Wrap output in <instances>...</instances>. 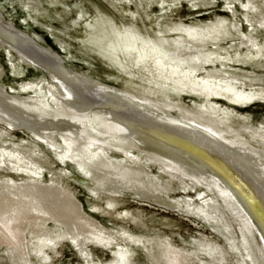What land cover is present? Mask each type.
Returning a JSON list of instances; mask_svg holds the SVG:
<instances>
[{
    "label": "bare ground",
    "instance_id": "6f19581e",
    "mask_svg": "<svg viewBox=\"0 0 264 264\" xmlns=\"http://www.w3.org/2000/svg\"><path fill=\"white\" fill-rule=\"evenodd\" d=\"M142 1L140 6L149 14L155 12L151 11L152 7L160 9L161 14H155L159 22L164 17H176L175 13L182 3L192 5L189 0ZM224 2L234 19L231 22L233 29L238 34V37L228 38L229 43L227 40L214 43L216 37L208 34L209 28L204 29L201 25L186 26L171 21L170 26L162 29L157 21L156 32L149 31L154 38L148 37V41L140 39L133 26L115 25L111 43L107 44V54L115 65L113 70L124 74L129 84L138 82L146 87L142 91L144 94L137 91L139 94L153 103H159L161 100L152 94L155 91L161 93L165 98L163 100L177 110L181 109L180 103L184 97L190 98L202 125L190 124L180 116L165 117L152 104L132 99L131 95L98 90L89 85L82 75L73 77L57 59L59 57L36 47L23 34L6 28L1 15L0 47L7 50L10 61L11 53H15L20 60L18 62H29L45 71L50 80L57 82L65 91L61 103L75 117L46 122L40 115L30 114L28 109L36 111L41 106L39 98L46 89L41 84L24 83L19 86L20 91H32L37 98L28 102V99L9 96L1 92L6 90L1 86L0 124L10 129L23 128L57 161L63 164L71 162L78 172L93 178L95 185L86 182L82 185L97 199L103 194L112 196L121 189H127L139 201H153L168 208L183 207L181 204H171L165 198L163 189L153 190L149 184L150 188L135 185L129 179V174L128 177H120L116 173V164L120 166L125 160L113 162L105 156L110 149L108 140L113 139L120 146L132 143L158 156L157 160L153 155L146 156L147 159L141 163L147 165L156 162L161 173L167 175V185L175 178L187 179L205 186L210 195L218 194L224 203L226 199L233 200L246 218L245 229L249 233L255 231L264 246V115L261 120H256L253 115L239 111L253 105H264V0ZM235 7L240 9L241 15L235 11ZM80 18L83 15H79ZM83 23L86 24L87 20L83 19ZM243 23L245 29L242 28ZM204 26L208 27V24ZM114 30L119 32L115 33ZM173 32L174 35L178 32L180 36L179 32L183 33L186 37L182 35L176 41H169L165 33ZM217 37L219 39V35ZM1 76L3 72L0 70ZM24 103L28 106H24ZM102 118L110 121L113 127L102 125L99 121ZM53 130L58 131L56 134L61 143L52 141ZM0 133V138L9 136L5 130ZM233 133L243 138L244 143L238 144L235 139L225 138ZM19 143L17 147L0 146V249L5 248L0 256V264H52L47 252L62 238L68 240L84 264H102L95 263L83 248L85 243L80 233H91L97 241L96 245L109 250L113 261L107 264H138L135 251L142 253L145 264H187L194 260V255L171 247L162 238L137 235L122 227L111 233V230L99 226L85 215L75 201L65 180L66 174L51 171L50 165L36 148H27L24 141ZM45 172L49 175L47 183ZM200 199L201 207L186 204L185 210L178 208L179 211L195 216L200 214L206 224L229 244L232 241L230 227L210 215L222 207L214 199L205 197V192ZM107 205L112 209L115 202L107 200ZM205 208L210 211L209 214ZM94 210L97 212L99 209L95 207ZM137 211L128 209L123 212L127 223L139 219ZM47 222L54 223L57 230L46 228ZM157 223L161 227L173 226L169 219L157 218ZM28 233L36 235L27 241ZM32 241L29 258L33 260H30L26 244ZM244 244L241 240L240 247L244 253L241 259L244 264H252L253 254L258 255L259 251H250ZM199 250L206 255L215 251L209 244L202 245Z\"/></svg>",
    "mask_w": 264,
    "mask_h": 264
},
{
    "label": "rangeland",
    "instance_id": "374dc122",
    "mask_svg": "<svg viewBox=\"0 0 264 264\" xmlns=\"http://www.w3.org/2000/svg\"><path fill=\"white\" fill-rule=\"evenodd\" d=\"M149 1L153 3L154 0ZM189 1L192 5H188L184 2L181 4V8L179 7L180 5L178 6L179 11L175 13L176 17H171L172 19L164 17L160 20V22L155 16V14H161L160 9L158 7H152L151 11L155 10V12L149 14L140 6V0H0V15L2 16L1 18L6 28H11L16 32L23 34L26 38L30 39L36 47L48 51L56 58L59 57L57 59L61 62L62 66L64 65L63 67L66 68L73 77L82 75L84 80H86L89 85L94 86L98 90H111L115 93L128 96L131 95L130 97L132 99L148 103V105L152 104V106L158 108L161 114L165 117L180 116L186 118V121L190 124L202 125L198 121L200 120V117L197 115L199 113L196 114L195 106L190 98L184 97L180 103L181 109L177 110L174 106L172 107L168 102H165L166 100H163L165 98L161 96V93L159 94L155 91L152 96L155 98L158 97L161 101L159 103H153L150 99H147L148 97L146 98L142 96V94H144L142 91L146 88L145 86L138 84V82L134 85L129 84V81H127L128 78L123 76L124 74L121 75L119 72L113 70V68L115 69V65L111 61L110 56L107 54V52H109L107 44L108 42L111 43L115 25H128L129 27H135L138 32V37L145 41H148V37H153L149 31L154 30V32H156L155 29L158 27L156 26L157 21L162 29L167 25L170 26L171 21L175 24H184L186 26L191 25L197 27L201 25L204 29L209 28L208 34H212L213 38L216 37L215 39L217 41L215 40L214 43L219 44L220 42L226 40V42H228V38H231V36L238 37V34H236L231 23L234 19L225 8L224 0ZM142 2H145V0ZM235 11L241 15L239 8L235 7ZM79 15H83V18L79 19ZM238 18L242 19L240 16H238ZM83 19L87 20L86 24L83 23ZM110 20L113 21L111 22ZM220 21L221 24H218ZM78 23H80V25H78ZM164 23L167 24L165 25ZM211 23H214L215 25H212ZM207 24L208 27H205L204 25L207 26ZM80 28L82 29L80 30ZM211 28L216 33L212 32ZM242 28H246L244 23ZM209 30H211V32ZM117 31L114 30L115 33H117ZM214 33L217 36L219 35V39L214 35ZM177 34L178 32H176L175 35L174 32L171 34L165 33V36L169 41L173 39V41H176L179 37L185 36L180 32L179 34H181V36ZM203 40L206 39L204 38ZM192 41L191 42L195 44L194 40ZM128 53L131 52L129 51ZM11 54L12 63L8 57L7 50L4 47H0V70L3 72V76L0 77V87L2 86L6 89L4 90L5 92L1 90L2 93H7L6 95L9 96L13 95L23 99H28L29 102V100L36 99L37 97H35V94L32 91H20L19 86L24 83H31L35 85L41 84V86H44L46 89V92L42 94V98H39L42 104L36 111L28 109L30 114L40 115L42 119H46V122H52L61 118L75 117L74 114L63 107L61 102L65 91L57 82L50 80L46 72L39 67L25 61L20 63L18 62V56L15 53ZM11 88L14 91H11ZM131 88L135 89V91H132ZM128 91L130 92L128 93ZM137 91H140L142 94H139ZM24 106L27 107L28 105L24 103ZM185 109L187 112H185ZM239 111H244L247 114L253 115L254 119L261 120V117L264 115V105H253ZM62 112L65 113L63 114ZM105 120L106 119L102 118L99 121L106 127H113L110 121ZM202 120H205L206 122L210 121L204 118ZM217 126L220 128L219 125ZM18 128L19 129H10L7 125L0 124V131L5 130L9 135L5 136L6 138L4 136L0 138V146L6 144L5 146L17 147V144H20V141H24L27 148H36L44 157L45 161H47L50 165L49 169L51 171L56 174H66L65 180L73 192L75 201L81 206L82 211L86 213L84 214L88 218L93 219L104 229L108 231L111 230V233H113L112 231H117L120 227H122L137 235L150 238H162L167 240L171 247L194 255V260H192L193 264H244L241 259V254L244 253L240 247V242L243 240L245 242L244 245L248 250H255V252H257L256 250L259 251L257 252L258 255L253 254L254 263L252 264H264L263 243L259 239V236L256 235L255 231L251 230L249 233L245 229L244 221L246 222V218L241 214V210H239L238 205L233 200L230 201L227 199V204L224 203L218 194L210 195L206 191L205 186L190 182L187 179L175 178L170 181L169 185H167V175L161 173V171L156 167V162H151L147 165L145 163H141L144 159H147L146 156L148 157L149 155H153L156 160L158 159L156 158L158 156H154V154L147 152L132 143H128L126 146L116 145L113 139L108 140L110 149L108 152H105V156L113 162L116 160H125V165H120L123 168L115 163L116 173L118 172L117 174L120 177L122 175H127L126 177L130 175L129 179L133 183L135 182V185L142 184L145 188L151 187L153 190L155 188L157 191L163 189V193L166 195L165 198L168 199L171 204H181L182 206L184 205L183 207L178 206L176 208H168L163 205H157L155 202L153 203V201H139L135 195L127 189H121L119 190L120 192L118 191L112 196L103 194L99 196V199H97L95 196H91V194L82 185L85 182L95 185L93 178L78 172V169L76 170V166L71 162L67 161L63 164L57 161L50 151H47L45 147L36 142L28 133L24 131L23 128ZM56 131L57 130H53L51 137L54 143L59 144L61 141L59 136L56 134L58 131ZM225 138L235 139L238 144L244 143L243 138L239 137L237 133L228 134ZM59 149L61 150L58 146V151H60ZM44 176L45 183L49 182V175L47 172L44 173ZM150 178L153 179L152 182H148L151 180ZM170 190L172 192H170ZM204 192L205 197L214 199L215 202L222 207V209L218 211L215 210L213 212L214 214L210 215H214L213 217L217 218L220 223L230 227L232 231V241L229 242V244L206 224V221L200 217V214L196 215L197 217H200L197 218L190 212H181L178 209L186 208L187 205L189 207H201L202 200L200 199V195ZM220 196L223 197L222 195ZM107 200H113L115 202L112 209H110L107 205ZM95 207L99 209L97 212L94 210ZM128 209H137L139 219L135 220V222L130 221L127 223V220L124 219L123 212ZM206 212L208 214L210 213L207 209ZM157 218L169 219L171 220V223H173V226L161 227L157 223ZM45 226L46 228L57 230V226L54 223L47 222ZM86 234L80 233L79 236L80 238L82 237V240L85 243L83 244V248L89 252L91 259L95 263L102 264H107L113 261V255L109 252V250H104L96 245L97 241H95V237H93L91 233ZM35 235V233H28L26 235L28 240H26L29 241V237ZM203 242L211 245L215 250L214 252H211V254H208L211 256L210 258L208 255L199 250L202 245H205ZM31 245H33V241L29 245L28 243L26 244V250L28 251V259L33 260L32 257L29 258L31 256ZM4 251V247L0 249V256ZM195 251H197V254ZM47 253L50 258V263L52 264H84L67 239L62 238L60 241H57L54 248ZM135 259L138 264L146 263L144 261V256L140 251H135ZM192 262L190 261L187 264H192Z\"/></svg>",
    "mask_w": 264,
    "mask_h": 264
}]
</instances>
